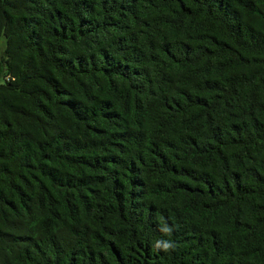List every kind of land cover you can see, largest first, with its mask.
Returning a JSON list of instances; mask_svg holds the SVG:
<instances>
[{
  "label": "trees",
  "instance_id": "16d2710c",
  "mask_svg": "<svg viewBox=\"0 0 264 264\" xmlns=\"http://www.w3.org/2000/svg\"><path fill=\"white\" fill-rule=\"evenodd\" d=\"M0 264H264V0H0Z\"/></svg>",
  "mask_w": 264,
  "mask_h": 264
},
{
  "label": "clouds",
  "instance_id": "9594fccd",
  "mask_svg": "<svg viewBox=\"0 0 264 264\" xmlns=\"http://www.w3.org/2000/svg\"><path fill=\"white\" fill-rule=\"evenodd\" d=\"M165 233H170L172 229L165 227L163 229ZM157 249H162L164 251H168L170 249H173L175 245L172 242H164V241H158L155 245Z\"/></svg>",
  "mask_w": 264,
  "mask_h": 264
}]
</instances>
